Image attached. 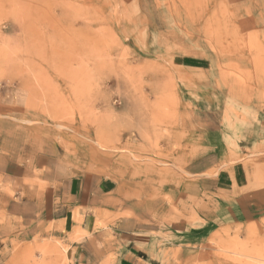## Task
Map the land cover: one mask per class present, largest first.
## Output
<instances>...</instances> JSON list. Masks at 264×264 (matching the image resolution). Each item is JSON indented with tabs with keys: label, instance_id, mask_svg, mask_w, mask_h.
I'll return each instance as SVG.
<instances>
[{
	"label": "rangeland",
	"instance_id": "1",
	"mask_svg": "<svg viewBox=\"0 0 264 264\" xmlns=\"http://www.w3.org/2000/svg\"><path fill=\"white\" fill-rule=\"evenodd\" d=\"M0 119L57 181L0 206V264L72 263L78 216H45L83 177L158 231L155 264H264V0H0ZM208 151L227 190L194 195Z\"/></svg>",
	"mask_w": 264,
	"mask_h": 264
},
{
	"label": "crops",
	"instance_id": "2",
	"mask_svg": "<svg viewBox=\"0 0 264 264\" xmlns=\"http://www.w3.org/2000/svg\"><path fill=\"white\" fill-rule=\"evenodd\" d=\"M24 138L25 134L13 119H0V206L6 205V214L11 217H19L16 211L31 204L20 196V190L24 189L30 196L29 190L33 187L21 184L34 182L37 178L40 179L41 175L43 178L40 180L45 184L57 182L56 177L53 181L52 171L46 172L45 167L44 170L36 168L35 165L42 162H36L35 159L31 160L28 157ZM218 157L216 151H208L202 157L203 164L193 168L191 173L199 177L198 182H202V186L196 188L198 190L191 189L194 195L201 191L203 195L227 190L224 186L228 182L223 178L224 175H210L220 163ZM72 183L76 185L71 190L74 193L68 196L66 202L61 203V210L66 214L63 213L57 218H52L51 213L45 216L48 221H64L67 231L72 228L73 219L78 216L79 225L74 228L80 229L82 240L75 241L71 246L73 259L71 264H155V260L157 262L156 258H152L153 262L145 259L144 254L148 255L153 248L152 241H155L157 250L158 231L150 229L137 210L123 206L120 210L129 212V215L118 216L119 203L112 196L111 202L109 201L111 192L98 179L83 177L73 180ZM61 185L58 187L59 190L65 187ZM5 190L11 191L12 196L6 194ZM197 191L199 192L196 193ZM63 199L64 197L59 198V202ZM242 205L243 203L238 201H226L223 208L229 213L225 212L227 218L231 216L233 221L241 220L244 216ZM10 208H13V214L8 213ZM1 212L5 213L0 209ZM99 223H103L105 228L102 229Z\"/></svg>",
	"mask_w": 264,
	"mask_h": 264
}]
</instances>
